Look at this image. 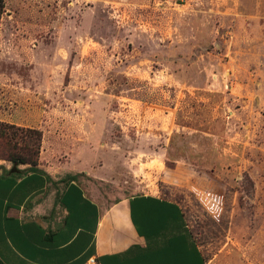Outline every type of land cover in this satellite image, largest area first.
I'll return each mask as SVG.
<instances>
[{
	"label": "rangeland",
	"instance_id": "1",
	"mask_svg": "<svg viewBox=\"0 0 264 264\" xmlns=\"http://www.w3.org/2000/svg\"><path fill=\"white\" fill-rule=\"evenodd\" d=\"M0 122L105 204L180 203L209 264H264V0H3Z\"/></svg>",
	"mask_w": 264,
	"mask_h": 264
},
{
	"label": "crops",
	"instance_id": "2",
	"mask_svg": "<svg viewBox=\"0 0 264 264\" xmlns=\"http://www.w3.org/2000/svg\"><path fill=\"white\" fill-rule=\"evenodd\" d=\"M53 145L44 134L37 169L20 175L6 164L0 173L2 261L209 264L180 203L143 192L105 204L69 178L74 167L51 160Z\"/></svg>",
	"mask_w": 264,
	"mask_h": 264
},
{
	"label": "trees",
	"instance_id": "3",
	"mask_svg": "<svg viewBox=\"0 0 264 264\" xmlns=\"http://www.w3.org/2000/svg\"><path fill=\"white\" fill-rule=\"evenodd\" d=\"M3 5V0H0ZM43 131L0 122V158L12 162L10 173L24 174L40 163ZM20 165H29L21 169ZM0 264H6L0 259Z\"/></svg>",
	"mask_w": 264,
	"mask_h": 264
}]
</instances>
